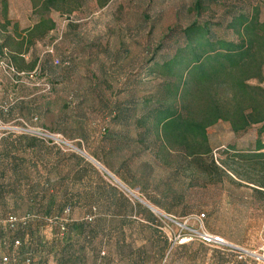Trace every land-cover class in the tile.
<instances>
[{
    "label": "rangeland",
    "instance_id": "obj_1",
    "mask_svg": "<svg viewBox=\"0 0 264 264\" xmlns=\"http://www.w3.org/2000/svg\"><path fill=\"white\" fill-rule=\"evenodd\" d=\"M45 1L0 0V264L4 258L25 264L27 256L32 264L97 263L110 241L99 237L107 219L88 224L87 210L74 205L62 235L56 216L31 200L36 184L47 188L57 172H68L67 161L86 165L77 177L103 179L110 187L105 172L122 175L144 202L177 212L184 227L199 229L196 217L205 215L207 232L264 255V165L238 155L254 150L257 131L237 136L220 122L208 130L212 153L191 157L168 147L150 122L137 124L143 101L155 98L159 87L148 75L152 58L173 54L196 20L220 23L222 34L236 11L258 9L264 21V0H56L61 10L49 14L55 30L30 37ZM36 131L60 135L71 146ZM121 131L130 136L119 137ZM12 213L38 217L14 233L2 224ZM190 244L182 250L185 264H263Z\"/></svg>",
    "mask_w": 264,
    "mask_h": 264
},
{
    "label": "trees",
    "instance_id": "obj_2",
    "mask_svg": "<svg viewBox=\"0 0 264 264\" xmlns=\"http://www.w3.org/2000/svg\"><path fill=\"white\" fill-rule=\"evenodd\" d=\"M43 6L41 12H36L38 23L28 31L30 37L35 33L47 35L56 28V22L49 17L52 11L61 10L56 0H46ZM4 8L8 17L7 3ZM219 30L220 23L196 20L183 30V43L173 54L149 61L148 75L159 87L155 98L143 101L144 113L137 124L150 122L168 147L191 157L212 153L208 130L220 122H228L237 136L256 130L254 150L238 155L264 165V21L258 9L236 11L225 26L226 33ZM150 102L154 107L149 106ZM68 207L71 212L66 215ZM73 209V203H68L60 215L53 217L58 219L55 225L62 235L68 232ZM10 215L19 217L12 213L6 218ZM28 215L32 220L38 217ZM61 223L65 233L60 231ZM20 228L26 229H7L15 233ZM27 259L32 264L30 256L25 264Z\"/></svg>",
    "mask_w": 264,
    "mask_h": 264
},
{
    "label": "crops",
    "instance_id": "obj_3",
    "mask_svg": "<svg viewBox=\"0 0 264 264\" xmlns=\"http://www.w3.org/2000/svg\"><path fill=\"white\" fill-rule=\"evenodd\" d=\"M121 132L125 133H119L118 136L121 138L130 136L126 131ZM85 166L72 165L67 161L68 172L61 174L56 170L53 180L44 185L45 187L47 185V188H43L41 183L36 184L31 200L36 201L38 208H42L44 213L47 212L51 217L60 215L68 203L75 206L78 204L87 210L85 217L96 208L98 216L108 220L99 229V237L102 240L105 238L110 240L102 244L96 264H185L182 250L193 245L174 244L162 229V218L166 219L165 216L178 218L177 212L168 210L159 201L149 199L144 202L135 193L134 197L129 193L133 191L129 182L121 174H119L121 179L115 178L127 189L126 191L111 183L110 187L103 179L77 177L79 170ZM73 168L76 169L75 178L70 174ZM16 182L19 183L21 180L18 178ZM78 198L80 203H77ZM61 202L63 204H60ZM160 217L161 222L158 220ZM192 264L218 262L198 259Z\"/></svg>",
    "mask_w": 264,
    "mask_h": 264
},
{
    "label": "built area",
    "instance_id": "obj_4",
    "mask_svg": "<svg viewBox=\"0 0 264 264\" xmlns=\"http://www.w3.org/2000/svg\"><path fill=\"white\" fill-rule=\"evenodd\" d=\"M37 134H40L48 139H52L53 141H55L58 145L60 146H71L69 143H67L66 141H64L63 137H61L60 135H50L47 132H38L36 131ZM105 175H107L108 177H110V179H114V181L111 179V182L113 185L118 186L119 188H121L122 190H127L120 182H118V180L109 172H105ZM107 178V177H106ZM110 182V181H109ZM130 194H132L134 197H136V195L132 192H129ZM71 212V208L68 207L65 211L66 215H69ZM32 217H30L29 215L26 217H17V216H13L10 215L9 217H7L4 221H2V224H4L8 229L10 230H17L20 226H24L26 227L29 223V220ZM96 218V208H93L92 214L88 215L85 217V221L88 223H92ZM165 218L167 220L170 221V223H172L176 228L172 229V227H170V224H166L163 222V226L162 229L166 232L167 236L170 238V240L174 243V244H178V245H185L187 243L190 242H199L202 243L205 246H209V247H213L215 249H220V250H227L233 254H235L237 256V258L241 261H245L247 259H252V260H256L258 262H261L264 264V255H259L256 251H252L249 249H246L244 247H240L237 246L235 244H232L230 242H228L224 237L220 236V235H215V234H211L209 232H207V230L204 228L203 224H202V218H205V215H201L200 217H196L198 223H201V226L199 229H193V228H187L184 227L178 218L176 217H168L165 216ZM170 225V226H169ZM60 227V231L62 233H65L66 228L64 223L59 224ZM185 229L188 230L187 233H185ZM17 245H20V242L17 241L16 242ZM8 262V259L5 258L4 259V264H6ZM27 264L31 263L30 259H27Z\"/></svg>",
    "mask_w": 264,
    "mask_h": 264
}]
</instances>
